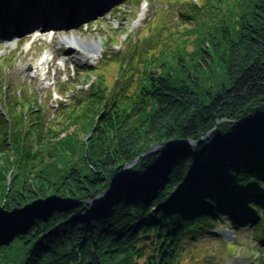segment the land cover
<instances>
[{
	"label": "trees",
	"instance_id": "1",
	"mask_svg": "<svg viewBox=\"0 0 264 264\" xmlns=\"http://www.w3.org/2000/svg\"><path fill=\"white\" fill-rule=\"evenodd\" d=\"M187 5L189 30L113 62L121 96L99 71L52 126L5 100L0 264H195L215 226L253 228L264 260V0Z\"/></svg>",
	"mask_w": 264,
	"mask_h": 264
},
{
	"label": "rangeland",
	"instance_id": "2",
	"mask_svg": "<svg viewBox=\"0 0 264 264\" xmlns=\"http://www.w3.org/2000/svg\"><path fill=\"white\" fill-rule=\"evenodd\" d=\"M188 2L118 0L107 4L111 5L101 16L83 22L77 28L58 31L56 36L45 33L42 40L35 42L33 38L40 32L36 31L14 41L0 43V110L4 111L5 100L12 101L15 96L19 97L18 94L36 97L44 120L52 126L62 110L85 97L90 81L98 76L99 71L104 72L109 80L107 93L121 96L122 90L127 88V75L133 68L132 59L139 38L147 37L140 46V50L145 51L171 33L189 30L191 26L181 23V13L188 7ZM155 17L158 20L150 27ZM149 27L153 32H146ZM189 36L186 35L187 38ZM72 38L81 42L86 51L93 47L99 49V57L96 60L87 58L77 41H71ZM65 40L78 51L66 53ZM45 54L51 56L47 65L40 63ZM121 54L129 62V71L120 76L118 66L113 62L120 60L118 56ZM134 65L138 69V64ZM235 242L239 244L233 247L231 243ZM201 243L202 247L211 248L214 254L212 258L207 254H202L201 258L198 256L195 264H202L204 260L208 264H264L260 259L262 247L253 228L233 229L228 226L223 229L215 226Z\"/></svg>",
	"mask_w": 264,
	"mask_h": 264
},
{
	"label": "bare ground",
	"instance_id": "3",
	"mask_svg": "<svg viewBox=\"0 0 264 264\" xmlns=\"http://www.w3.org/2000/svg\"><path fill=\"white\" fill-rule=\"evenodd\" d=\"M76 6V5H75ZM65 13H69V12H65ZM48 17H49V19H50V16L49 15H47ZM44 17V19L45 20H48L47 18H46V16L44 15L43 16ZM71 22H69V23H67L66 24V26L65 27H70V25H68V24H70ZM29 27V26H28ZM30 27H34V26H30ZM39 28V27H38ZM73 39V40H72ZM71 39V41H77L78 42V44H80L81 46L83 45V44H81V42H79L78 40H74V38H72ZM70 41V42H71ZM82 50H83V53L86 55V57L87 58H89L90 60L92 59V60H96L98 57H99V54H100V50L99 49H95V50H89V51H86L85 49H83L82 48Z\"/></svg>",
	"mask_w": 264,
	"mask_h": 264
},
{
	"label": "water",
	"instance_id": "4",
	"mask_svg": "<svg viewBox=\"0 0 264 264\" xmlns=\"http://www.w3.org/2000/svg\"><path fill=\"white\" fill-rule=\"evenodd\" d=\"M189 143H193V142H189ZM158 149V146H155V147H153V148H150L147 152H152V151H155V150H157ZM132 164H134V163H132ZM132 164H129L128 166H127V168L128 167H130ZM108 192V190H106L104 193H107ZM145 240H149L150 239V237L148 236V235H146V236H144L143 237Z\"/></svg>",
	"mask_w": 264,
	"mask_h": 264
}]
</instances>
